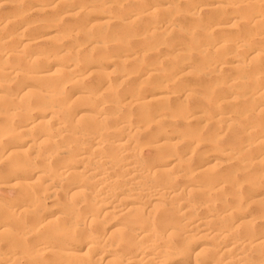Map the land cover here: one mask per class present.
<instances>
[{
    "label": "bare ground",
    "instance_id": "6f19581e",
    "mask_svg": "<svg viewBox=\"0 0 264 264\" xmlns=\"http://www.w3.org/2000/svg\"><path fill=\"white\" fill-rule=\"evenodd\" d=\"M24 261L264 264V0H0V264Z\"/></svg>",
    "mask_w": 264,
    "mask_h": 264
},
{
    "label": "rangeland",
    "instance_id": "374dc122",
    "mask_svg": "<svg viewBox=\"0 0 264 264\" xmlns=\"http://www.w3.org/2000/svg\"><path fill=\"white\" fill-rule=\"evenodd\" d=\"M2 247H3V245H1ZM23 264H26V262L24 261V263Z\"/></svg>",
    "mask_w": 264,
    "mask_h": 264
}]
</instances>
